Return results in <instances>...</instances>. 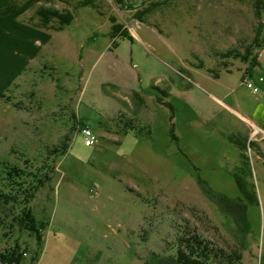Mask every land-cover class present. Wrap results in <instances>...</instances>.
I'll return each mask as SVG.
<instances>
[{"label": "rangeland", "instance_id": "374dc122", "mask_svg": "<svg viewBox=\"0 0 264 264\" xmlns=\"http://www.w3.org/2000/svg\"><path fill=\"white\" fill-rule=\"evenodd\" d=\"M96 1L43 0L19 17L39 24L41 7L74 12L62 29L57 19L46 25L52 38L0 98V166L69 148L31 203L42 246L4 204L0 249L17 240L27 250L22 264H170L180 238L196 230L241 250L242 264H264V90L242 83L249 76L264 87V48L252 50L260 60L252 73L222 57L244 51L259 27L264 37V12L256 15L254 0ZM111 17L131 37L113 38ZM120 111L138 114L141 127L117 126ZM81 124L96 132L94 145ZM227 135L246 143L242 175L258 200L237 185L240 148ZM220 193L247 204L242 228L218 206Z\"/></svg>", "mask_w": 264, "mask_h": 264}, {"label": "trees", "instance_id": "16d2710c", "mask_svg": "<svg viewBox=\"0 0 264 264\" xmlns=\"http://www.w3.org/2000/svg\"><path fill=\"white\" fill-rule=\"evenodd\" d=\"M43 0H0V98H5L16 79L26 70L30 60L36 57L44 44L52 38V33L45 29L46 25L57 19L60 22L58 29H62L74 19L72 10L59 11L49 7H41L38 10L39 24H32L21 20L19 17L31 7ZM71 5L73 0H59ZM121 3L122 0H117ZM96 0H78V5L97 6ZM255 13L262 17L264 12V0H254ZM133 8V6L131 7ZM150 10V7L143 11H137L136 15L141 19ZM110 34L115 38L118 34L130 36L128 30L116 22L114 17ZM244 51L228 50L223 53V58L236 57L248 64V72L252 73L253 68L260 65L259 50L264 48L263 29L258 28L255 37ZM116 41L114 40L113 43ZM257 47V52L252 51ZM225 66L226 61H224ZM218 77V72L213 73ZM171 111L172 132L175 125L174 106L171 102L166 103ZM117 126L124 131L134 130L141 127L137 115L121 112L116 119ZM81 126H83L81 124ZM81 126L78 128L80 130ZM175 136V134H174ZM230 142L240 148L241 173H235L239 188L253 200H258L255 190L248 189V182L242 174L250 173L248 156L243 152L246 147L245 141H237L234 136L227 135ZM67 143L63 146L49 149L48 155L41 163L35 164L34 159L26 158L21 164L19 161L11 162L3 160L0 166V209L4 204L12 208L13 219L20 226V230H28L36 236L39 247L43 244L42 228L44 224L34 216L31 206L36 192L47 181L52 179L50 169L54 165V157L64 154L68 150ZM51 159V161H50ZM53 161V162H52ZM207 190L211 188L207 187ZM217 198L218 206L228 213H232L238 225L246 223L247 204L242 199H233L225 194L214 195ZM27 250L16 240L14 245L0 249V262L6 264H22L25 260ZM39 251L32 260H36ZM243 253L239 249L228 250L212 240L202 236L196 230H190L178 242L176 255L172 257L170 264H242Z\"/></svg>", "mask_w": 264, "mask_h": 264}, {"label": "built area", "instance_id": "2783aa9c", "mask_svg": "<svg viewBox=\"0 0 264 264\" xmlns=\"http://www.w3.org/2000/svg\"><path fill=\"white\" fill-rule=\"evenodd\" d=\"M260 80H262V78ZM242 83L246 84L249 88H251V91H253L256 94L259 93L261 90H264V87L260 82H256L255 80H252L249 76L245 78L243 77ZM79 132L83 134L86 145L89 146L94 145L96 141H98V136L96 132L89 125L81 126Z\"/></svg>", "mask_w": 264, "mask_h": 264}, {"label": "crops", "instance_id": "0c3cea01", "mask_svg": "<svg viewBox=\"0 0 264 264\" xmlns=\"http://www.w3.org/2000/svg\"><path fill=\"white\" fill-rule=\"evenodd\" d=\"M215 77V76H214ZM217 78V77H216ZM109 84V85H108ZM103 86H107V88H109L110 90H111V88L110 87H112V86H116L114 83H112V82H110V83H104V85ZM113 91H114V89H113ZM138 103H140V101L138 100V99H135V100H131V103L129 104V109L130 110H132V111H134V112H136V107H137V105H138ZM228 107H230V109L236 114H238L241 118H244L245 116L243 115V114H241L239 111H237V109H236V107L234 108V107H231V106H229V105H227ZM119 113H121V111L119 112ZM127 113H129L130 115H136V114H133V113H130V112H127ZM138 115V114H137Z\"/></svg>", "mask_w": 264, "mask_h": 264}]
</instances>
